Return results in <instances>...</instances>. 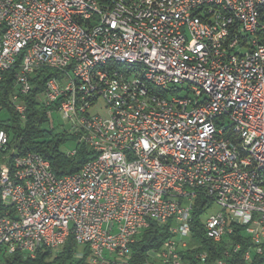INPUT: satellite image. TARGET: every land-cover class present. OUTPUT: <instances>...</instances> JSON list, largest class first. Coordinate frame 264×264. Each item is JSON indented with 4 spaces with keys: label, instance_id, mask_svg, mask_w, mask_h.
<instances>
[{
    "label": "built area",
    "instance_id": "2783aa9c",
    "mask_svg": "<svg viewBox=\"0 0 264 264\" xmlns=\"http://www.w3.org/2000/svg\"><path fill=\"white\" fill-rule=\"evenodd\" d=\"M227 8L240 14L242 29ZM107 55L147 60L157 109L132 97V86L144 89L138 70L105 65L90 72ZM12 68L11 99L22 121L34 77L44 68L56 72L38 101L58 111L61 129L95 157L57 175L39 153L2 154L0 260L59 252L73 236L86 247L73 260L132 264L142 232L152 221H170L172 236L151 247L144 264H190L181 252L190 246L200 195L204 213L220 206L201 218L208 237L227 242L215 264H228L241 249L231 237L236 226L250 240L245 256L262 253L264 193L256 178H264V0H0V79ZM103 81L113 82V91ZM157 85L168 95L155 93ZM8 142L0 129V151ZM196 257L205 261L208 253Z\"/></svg>",
    "mask_w": 264,
    "mask_h": 264
},
{
    "label": "trees",
    "instance_id": "16d2710c",
    "mask_svg": "<svg viewBox=\"0 0 264 264\" xmlns=\"http://www.w3.org/2000/svg\"><path fill=\"white\" fill-rule=\"evenodd\" d=\"M15 68L4 73L0 79V110L7 109L10 113L9 119L5 122L0 120V129H5L9 135V142L3 153L14 152L11 157L23 155L27 152H36L44 156L51 162L52 169L57 175L72 173L79 170L87 161L95 157V153L78 140V136L68 132L65 129L57 130L50 125V109L38 101V95L44 89L47 79L56 74L51 68L41 69L34 77V88L26 98L28 106V118L22 121L15 111L11 96L14 93ZM70 141L74 142L76 152L74 155L68 154L63 149ZM4 207L0 197V213ZM205 209L202 206V195L193 210L191 223L192 238L189 248L182 251L183 257L190 261V264H215L217 258L221 257L226 247V240L217 242L208 237L202 214ZM171 222L161 224L152 221L150 226L145 229L136 242L132 244L133 260L132 264H144L147 260V252L151 247H160L168 237L172 236L170 232ZM242 227L236 226L232 239L241 242V249L233 253L228 260V264H264V246L262 253L252 251L249 260L245 258V253L249 248L250 240H243L241 237ZM77 250V243L72 237L66 242L65 246L56 256H53L51 250L40 249L35 257H26L23 252H16L6 260H0V264H84V260H73V254ZM207 251L208 258L202 261L196 257V254Z\"/></svg>",
    "mask_w": 264,
    "mask_h": 264
},
{
    "label": "bare ground",
    "instance_id": "6f19581e",
    "mask_svg": "<svg viewBox=\"0 0 264 264\" xmlns=\"http://www.w3.org/2000/svg\"><path fill=\"white\" fill-rule=\"evenodd\" d=\"M97 3H105V0H94ZM106 9H114V1H106ZM124 9H131V1H124ZM227 17H231V21L235 29H242L241 16L238 12H234V8H227ZM135 29H142V21H135ZM159 40H166V32H159ZM228 51V44H219V52ZM105 65H116L120 68H131L138 70L142 76L143 87H131L132 97L136 102H142L147 109H157V100L152 95L153 76L152 68L147 60L138 57H125L122 55H107L104 60L93 61L90 65V72H99L105 68ZM73 83L76 86H83V77L81 75H73ZM105 91H113V82L103 81ZM155 93L168 95V87L166 85L155 86ZM98 144H106V137H98ZM256 185L264 193V178H256ZM77 246L80 240H75ZM27 257V256H26ZM32 257V256H28ZM247 260L250 258L245 256ZM87 264H96V260H87Z\"/></svg>",
    "mask_w": 264,
    "mask_h": 264
},
{
    "label": "rangeland",
    "instance_id": "374dc122",
    "mask_svg": "<svg viewBox=\"0 0 264 264\" xmlns=\"http://www.w3.org/2000/svg\"><path fill=\"white\" fill-rule=\"evenodd\" d=\"M10 113L7 109H1L0 110V120L2 122H5L9 119ZM62 123H64V120L61 116V114L58 111H53L50 114V125H52L54 128H56L57 130H61L62 128ZM65 124V123H64ZM74 146V142L70 141L69 143H67L65 146H63V149L66 151H69L73 148ZM12 151V150H11ZM11 151L9 152V154L11 153ZM3 157V155H0V159ZM220 210V206L217 205L215 202L211 204V206L206 210L205 213H203L202 217L203 219L208 218V216L212 215V214H216L218 211ZM77 249L81 252H85L86 247L84 245H78ZM61 251V250H59ZM52 252V251H51ZM58 252L54 251L51 254L53 256H56ZM3 264V263H2Z\"/></svg>",
    "mask_w": 264,
    "mask_h": 264
}]
</instances>
